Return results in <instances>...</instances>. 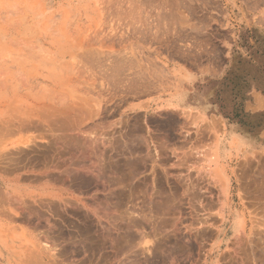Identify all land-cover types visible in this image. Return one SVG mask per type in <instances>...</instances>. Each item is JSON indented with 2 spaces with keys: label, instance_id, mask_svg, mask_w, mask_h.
Masks as SVG:
<instances>
[{
  "label": "bare ground",
  "instance_id": "6f19581e",
  "mask_svg": "<svg viewBox=\"0 0 264 264\" xmlns=\"http://www.w3.org/2000/svg\"><path fill=\"white\" fill-rule=\"evenodd\" d=\"M27 41H18V43L22 42L21 46H23V44H25L24 42L27 43ZM93 43L94 42H92V44ZM29 44L31 45L32 48V42ZM77 44H78L77 46H79V43ZM89 44H87V46ZM98 44L100 43L98 42ZM14 45L16 46L17 44L14 43ZM101 45L103 46V44ZM106 45L108 46V44ZM106 45H104V47ZM94 46L96 45L94 44L93 47ZM102 46L99 45V47L98 46L96 47H98L99 49L102 48ZM96 47L90 49H97ZM18 49L21 50L20 48ZM23 49L24 48H22V50ZM42 50L43 49H41V52ZM87 51L88 50H86V52ZM114 51H117V49ZM73 52L70 51L68 52V54L70 53L69 55L71 54L74 55ZM107 52L109 53V51ZM11 53H15V51ZM88 53L91 52L88 51ZM102 53L104 54L105 51ZM108 53H106V55ZM31 54L32 53L30 52V55ZM33 54H35L34 51ZM62 56H66V55H62ZM131 60H132V55H131ZM89 63L84 61L82 63V66L78 64L82 70L80 69L77 70L78 68H80L78 65H77L78 68L76 67V69H74V67L76 66V64H74L75 66H73V68L69 67L71 68L70 69L71 71L69 70L71 73L68 72L67 75L62 73L60 74V76H56L51 73H44V71H39V70L29 71V69L27 70L25 69V67L24 68L18 67L17 70H6L7 68L5 70H0V250L4 248H8L12 250L9 256L13 255L14 259L10 258V260H12L10 264H59L58 258L55 261L52 260V262H50L51 260H49L47 262L44 261L42 257L46 254L45 256L48 257L47 259H50L51 256L48 255V253L56 256L57 254L56 252L60 254L62 252L64 253L77 252L76 250H78V252L79 250L80 252L81 250H83L84 254L86 252L85 255L87 256V260L88 258H90L92 261L93 259L95 260V258L100 260L101 261V262L99 261L100 263L97 262L98 260L96 261L98 264H111L112 261L110 255L114 253L115 256L117 251H124V250L125 251L127 250L126 253H130V254L131 252H128V250L131 251L133 250L136 253L138 252L140 255H143L142 256L143 260L145 262L148 261L150 264L151 263L155 264V262L158 261L159 262L162 261V264H264V199H263L264 183L262 182L261 184H259L260 186L259 185L256 186L255 185L256 183L253 184L249 180L250 178L248 176L250 175V172H248V167L251 165V163L249 164L248 162L247 163L249 166L246 169L244 168L243 170H241V173L237 175L236 173L230 174L231 171L225 167L226 154H227L225 152V146L227 143H225L226 140L224 138H220V140H218V142L216 143L215 147L212 150V153L210 154V156L207 158L206 161L210 165V169L207 170H209V173L215 182V183L211 182V185L218 183L217 184L219 186L218 193L213 194L211 189L208 191L209 189L208 188L206 190L208 191L207 193L209 196L205 194L206 193L205 189H204L205 192L202 193L204 196L206 195L205 197H208L207 201H203L204 199L203 200L200 199L201 201L197 202L198 204H196L195 202L192 201L188 202V200L187 201L184 200L183 198L185 197L182 198L183 194H181L182 191H180V189L181 190L185 189V187H183L185 183L183 186L180 185V183H182V181L186 182L184 181V179L186 180V178L184 177L186 173L184 174L185 171L183 172V170L181 169L176 170V172H174V170L172 171L171 164L176 163V167L178 165L179 167L182 166L183 165L182 162L185 163L183 159L186 158L187 152L185 155H183L184 158L180 154L178 153L176 154L177 151L175 153L172 152L173 150L171 149V147L173 145L171 146V140L172 139L174 140V138L176 137L175 136L172 137V135L169 132L170 130L168 129L169 124H168L167 114L170 113V112L166 113L170 105V100L168 97L167 98L165 97L164 100L162 101L160 100L162 104L160 114L164 112L166 114L164 113L165 118L164 116H161L164 118V120L160 123L159 128L157 127V125H156L157 128H155L151 124L153 123V120L151 119L152 117L151 118L149 117L150 103L148 101L147 103L128 101L126 102V105L124 104L123 106H121L122 108L120 114L123 118L120 121H122L125 124L124 126H126V128L129 129L128 130L129 133H125V131L124 133L130 135L131 138L129 136L128 138L130 139V141L132 140V142L128 146V148H126L128 149L127 152L130 155L129 158H127L126 160L123 159L124 161H126V163L120 159L123 162L122 165L123 164L127 165V167L121 166L120 165L121 163L117 161L118 164L120 163L119 164L120 167H122L121 170L119 171L120 172L119 174H121L124 167L125 169L131 170L130 172H127L124 169L128 177L133 176L138 180V181L136 180V182L134 183L135 179L133 181L130 178L133 182H129V183L130 185H132L133 183V185L128 186L129 184L128 185L124 184V186L127 185V188L129 187L128 189H124L123 187H121L123 184L121 185L120 183L121 188L115 187L114 189H109L110 190L109 193L108 191L104 190V192L105 193L107 192V194L101 191L103 189L100 188V191L105 195L98 196L97 193L95 192L98 191L99 189H93L91 187V183L93 181L90 180L91 179L90 176L92 177V180L96 178L95 179L96 181L98 179L97 178L98 176L100 178L101 177L100 175H103L102 166L103 165L105 166V164L102 163L99 153H101L102 150L105 149L107 143L109 144L110 138L107 142L105 141L106 139L104 140L106 142V145L104 141L103 142L101 141L102 144L101 147L105 146L104 149L99 147V145H98L99 149L96 147L97 145L95 143L96 140L92 139V141L90 142L88 140L87 142L84 140L86 143L88 142L89 143L87 144L86 147H84V150L85 148L87 149L86 151L83 152V149L79 150L80 151L79 153H84L80 158L82 160L83 158L85 159L83 162L80 161V163H78L77 161L79 160L76 158L78 155L72 154L71 158H74L73 156L75 155L74 159L75 160L77 159L75 163L79 165L76 169V172L74 171V173H77V171H79V173H82L83 175L71 173L75 169L72 168L70 169V167L67 168V164L65 165L66 168L64 167V169L62 168L63 164L62 166H59V168L60 167L62 168V169L60 168L61 170L56 168V166L58 167L57 162L55 163L56 166H54L53 164L55 162L54 159L57 158L56 154L59 151L61 152V150L62 151L64 149L66 150V148L68 149V143L71 142L69 139L70 138L73 139L72 135H74V137L78 136L81 137L80 139H84L82 138L83 134L81 133L83 129L81 130L80 127H77V125L80 124L82 126L83 122L84 124H86L88 120L92 122V123L89 122V124H93V126H98L99 124L102 125L101 123L98 124V120L99 121L100 119L102 120L103 118L102 115H104L103 112L101 111L102 108L105 109V106H103V104L106 105V103L109 104L108 102L111 103V101H113V98L110 97L111 99H107V100L103 99L105 103L101 104V101L95 100L97 98L92 96L93 94L96 93H98V95L97 94L96 95L99 96V94L101 95L104 92L106 93V96H109L110 91L108 93L109 95H107L108 92L107 90L103 92V90L108 87L107 85L106 88L104 86L108 82L106 83L105 81H102L100 86L95 85V80L97 78L93 77L94 71L93 69L90 68L93 65L92 66L89 65ZM64 64H66V62ZM21 65L23 64H20V66ZM69 65H67V67ZM112 65L113 64H111V66ZM52 70L55 71L54 69ZM92 71L93 74L91 75ZM106 72L105 73L102 72V73H104L105 75ZM104 78L105 77L103 76V78L101 79L104 80ZM107 79L108 78L106 77V80ZM112 81L114 80L112 79ZM72 82L75 83L80 82L81 84H85L83 88H85L86 85H89V89L86 88L87 89L86 91L88 92L87 95L79 96L77 94L76 96L71 90H68V87H70L71 85H72L71 88L74 87L73 85L75 83L71 84ZM115 83H118V81H115ZM78 86L75 87H77L78 89ZM146 87H148V85ZM111 89H112L111 92L115 90V88L113 89V87ZM133 90L134 89H130L127 94L136 95L138 93H141V92H136V89L134 91ZM84 92L85 91L83 90V93ZM113 93H111V95ZM118 93L120 94L121 92ZM114 96H116V90L113 97ZM126 99L125 101H127ZM121 102L122 100L118 103L120 104ZM116 103L114 102V104ZM119 104H118V109L120 108ZM100 105H102L101 109H100ZM106 108H108L107 105ZM110 111H107V113L105 112L106 115ZM116 111L118 112L117 108ZM109 115L111 114H108V116ZM175 116L177 115H174V117ZM110 117L112 118V116ZM104 119H106V117L103 118V121ZM85 120H87V122ZM117 120L119 121V118H117ZM103 121L101 122L103 123ZM114 124L112 122V125ZM117 125L119 126V124ZM216 125L220 126L222 129L221 124H216ZM103 126L101 127L105 128V126L107 127V124ZM178 126L180 125L178 124ZM77 128H79L81 131L76 130ZM181 128L182 127L177 128L176 131L179 137L182 138L183 137L182 133L184 132L181 131ZM89 129H88L89 131L86 130V132H90L89 134L98 131L96 129L94 130L91 127ZM92 129L94 131H92ZM116 129L118 128L115 127L112 130H116ZM73 130L74 131L76 130L77 133L73 132L76 135L75 134L71 135L70 131ZM106 131L107 130H104V133ZM205 133L207 134V132ZM120 134L122 133L120 132ZM120 134L118 135L120 136ZM96 135L98 137L99 133L98 134L96 133L95 136ZM93 136H91V138ZM95 136L94 138H96ZM124 137L122 136V138ZM60 139L63 142H61ZM98 139L97 141H99ZM102 139L103 138H100V140ZM59 140L61 144L63 143L62 146H64L65 148L62 147V149L58 151V149H60V147L57 148L58 147L57 144L60 143L58 142ZM176 140H178V138H176L175 141ZM84 141L82 140V144ZM125 141L128 140L125 139ZM100 149L102 150L100 151ZM120 149H122V147ZM66 151L71 152L73 150L70 151L68 149ZM127 152H125V154H128ZM67 153L68 152H66V154ZM191 153H192V149H191ZM191 153L189 152L188 154ZM103 154H101V156ZM171 154L173 155L176 154L175 156L178 159L174 157L171 160ZM106 155L105 157L107 158ZM74 159L71 160L73 161ZM174 159L177 160L175 161ZM201 159L203 158L201 157ZM56 160L59 161L58 159ZM108 160L105 161L104 163L106 162L109 163V161L111 162L113 158H111V160L109 161ZM116 160L118 159L116 158ZM173 160L175 163H173ZM58 163H60V161ZM193 163L197 166L195 162ZM247 163L245 164V166H247ZM69 164L70 163L68 162V165ZM188 164L187 166H193L192 164L191 165ZM74 165L76 166V164ZM111 165L112 164L109 163V166ZM141 165L145 167L143 169H140L142 167ZM211 165L213 166L212 168ZM106 166H108V164ZM113 168L112 171H114ZM117 169L120 168L116 166V170ZM104 170L106 171V169ZM184 170L186 169L184 168ZM115 171L113 172V174L114 173L117 174V172ZM201 173L199 172V174ZM108 174L110 175V172ZM173 174H176L177 177L176 179H178L179 183L177 181L176 182L183 188H180V186L176 187V185L172 187L171 184L172 181H170V179L172 180L171 177L174 176ZM104 175L103 178L105 179L106 176ZM127 176L125 179H127ZM200 176L202 177L203 173ZM108 177L109 176H107L106 178L107 180L110 179V177L109 178ZM120 177L118 178L121 179ZM123 177L121 180H123ZM201 177L200 179H202ZM101 180L102 179H100L99 182ZM187 180L189 179L187 178ZM99 182L98 184H100ZM207 182L210 185L209 183L210 181ZM233 182H236V184L234 185ZM107 184L108 183H106V185ZM114 184L117 183L115 182ZM190 184H192V182ZM103 185L105 187V183ZM118 185L119 182L116 186ZM199 187L200 186L197 187L198 190ZM107 188L108 186H106V189ZM258 192H260V194L256 195V193ZM197 196L199 197V195ZM248 196L249 197L255 196L254 198H256L257 200L259 199L260 201H256L255 203L252 201L253 203H249V204L248 201L246 206L245 203L241 201V199L244 197H246L245 199H249V200L251 198L253 199V197L247 198ZM187 199L190 198L188 197ZM247 207L249 208V210ZM230 234H232L233 236L230 237L229 239ZM189 246L191 247L189 248V252H188L186 251L187 250L186 247L188 248ZM78 252L76 254H78ZM185 252H188L187 255L188 254L189 255L187 256ZM136 253L135 255L137 257L138 253L137 254ZM213 254H215V256ZM0 255H2V258L4 257V254L2 252H0ZM183 255L187 256L188 259L190 258L189 262L187 261L188 263L181 262L182 259L180 257L181 256L183 257ZM61 256L64 255L60 254L59 257ZM69 256L68 257L71 258L72 254ZM83 257L85 256L83 255ZM187 257L184 258L187 260ZM76 258H74V261H71L72 259L71 260L69 259V261L67 262L63 261V262H66L65 264H78L79 261L76 260ZM112 258H113V254H112ZM85 259L86 258L82 259V261ZM118 259L119 257L117 259H115V257L113 258L114 261ZM139 259L142 260L141 258ZM185 259H183V261H185ZM56 261L57 263H55ZM115 263H117V261ZM112 264H114V262Z\"/></svg>",
  "mask_w": 264,
  "mask_h": 264
},
{
  "label": "rangeland",
  "instance_id": "374dc122",
  "mask_svg": "<svg viewBox=\"0 0 264 264\" xmlns=\"http://www.w3.org/2000/svg\"><path fill=\"white\" fill-rule=\"evenodd\" d=\"M18 41H27V43L24 42L25 44L21 46L22 42H19V45ZM28 42H32V48ZM92 42L94 43L92 44ZM98 42L100 44H98ZM14 43L17 45L15 46ZM77 43H79V46H77ZM105 43L108 44V46ZM87 44H89L91 47L89 45L87 46ZM94 44L98 47L99 45L102 46L101 44H103V46L102 48L98 49V47L96 46L93 47ZM104 45L106 46L104 47ZM21 47L24 49L22 50ZM37 47L40 50H38ZM95 47L97 49H90ZM18 48H20L21 50H19ZM41 49H43L42 52ZM116 49L117 51H114ZM69 50L72 52L75 50L73 52L74 55H69ZM86 50H88L92 54L88 53V51L86 52ZM103 50L105 51L104 54L102 53L104 52ZM14 51L15 53H11ZM33 51L35 54H33ZM107 51H109L110 54ZM30 52L32 53L31 55ZM106 53L108 54L106 55ZM0 55V61L3 62H0V70H5L6 68V70H17L18 67H25V69H29V71L39 70L44 71V73L54 74L56 76H60V74L62 73L66 75L68 74V72L71 73V68L69 67L73 68V66H75L74 64H76V66L74 67V69H76V67L78 68L79 65L82 66V63L84 61L88 63L90 61L89 65H93V68H90L94 71V74L92 71L91 75L93 74V77L97 78L95 80V85L100 86L102 81H105L106 83L108 82L109 84L107 83L104 85L105 88L106 85L108 87L103 90V92L105 90L108 91H106L107 95H111V93L113 92L115 93L116 90V96H114L115 98L113 97L114 93L111 96H106L105 92L101 95L99 94L100 99L99 96H97L98 93H96L97 95H92L93 97L97 98L95 100L101 101V104L105 103L104 100L111 99L110 97L113 98V101H111V103L108 102L110 105L106 103L108 108H106L105 104H103V106H105V109H103L101 107L102 105H100V109L102 108L101 111L104 114L102 115V117H106V119H104L103 121L102 117V120L99 118L100 121L98 120V124L101 123L102 125L99 124L100 126H98L101 127L107 124L108 129L106 126V129L103 128L104 126L101 128H99L98 126H93V124H89V122L92 123L89 120L88 122L87 120H85L87 122H85L87 125L83 122V125L86 129L83 127V125L81 126L78 123L79 125H77V127H80L81 130L85 129L81 132L83 134L82 138L84 139H80L81 137H74V135H72L77 133L76 130L81 131L79 128H77L75 131H70L71 135L73 136V139H69L71 142L68 143V149L70 151H73H66L68 150L67 148L66 150L64 149L65 151H62V147H65L62 146L63 143L61 144V142L63 141L60 139L61 142L60 140L58 141L60 143H58L59 145L57 144V148L60 147L58 151L61 150V152L59 151L60 153L58 152L56 154V159H58L60 163H58L59 161H57L56 159H54L55 162L53 163L54 166H56L55 163L57 162L58 167L56 166V168H58L59 170H61L62 168L64 169L65 165L67 164V168L70 167V169H75L71 173L83 175L82 173H79V171H77V173H74V171L76 172V169L79 166L77 165V163H75L76 160H79L77 161L78 163H80V161L83 162L85 160L83 157V160L80 159L84 153H79V150L83 149V152L86 151L87 149L85 148L84 150V147H86L87 144L92 141V139L96 140V147L99 149V147H101L102 145L101 141L103 142L106 139L105 141L107 142L110 138L109 144L111 143L110 145L112 146L107 143L106 147H101L103 149L105 147L106 150L100 149V151L102 150V152L99 153L102 163L105 164V166L103 165L104 167L102 166L103 175L105 174V179L107 178V176H109L110 179H106L105 181L103 175H100V178L99 176L97 177L99 180L102 179V182H99L98 179L95 181L96 178H93L94 180H92L91 176V179L89 178L91 181H93L91 183V187L93 189H99L95 192L98 196H103L107 194V192L105 193L104 190L108 191L109 193V189H114L115 187H123L124 189H128V184V186L133 185V183L132 185H130L129 182H133L135 179V183L137 180L133 176L128 177L125 170L127 172H130L131 170L124 168L127 167V165H122L123 162L126 163V161H124L123 159L126 160L130 156L127 152L128 149L126 148H128V146L132 142V140L130 141V139L128 138V136L130 137V135L125 134L129 133V129L124 126L125 124L122 121H120L123 118L120 114L122 108L121 106H123L124 104L126 105V102L128 101L138 103H147L148 101L150 103L149 117H152L151 119L153 120V123L151 124L155 128H159L160 123L165 118V114L170 112L168 113L169 115L167 114L169 124L168 129L170 130L169 132L172 137L175 136L179 140L175 141L176 138H174V140L172 139L173 141L171 140V146H174L171 147V149L173 150L171 151L173 153L177 151L176 154H180L183 158V155H185L187 152V155L190 157L189 158L186 155V158L183 159L186 164L182 162L183 165L180 164L182 166L179 167L178 165L176 167V163L174 162V160L176 161L178 158L175 156L176 154H171V160L174 157L177 158L173 160V163L175 164H171L172 171L174 170V172H176V170L181 169L183 170V172L185 171L184 174L186 173V175H184V177L186 178V180L184 179V181L186 182L182 181V183H180V185L182 186L185 183V185L183 186L185 187V189L183 190L180 189L183 187L178 184L179 181L178 179H176V174H173L174 176L171 177L172 180L170 179V181H172V187H174L175 185L176 187L180 186L179 189L180 191H182V198L185 197L183 198L184 200H188V202L192 201L198 204L197 202H200L203 199V201L208 200V197L205 196H209L207 192L210 189L212 190L213 194L218 193V183L211 185V182H215L212 176L210 175L209 170H207L210 169V165L206 161L212 153V150L215 147L216 143L218 142V140H220V138H224L226 140L225 143H227L225 146V152L227 153L225 167L231 171H229L230 174L236 173L237 175L241 173V170H243L244 168L246 169L249 166L248 163H251V167H248V172H250V175L248 176L250 179H248L253 184L256 183V186H258L262 182L264 183V103L260 102L258 103V106L255 100L252 99L254 94L256 96H260L261 98L259 99H261V101L262 98L264 99V0H0ZM81 57L84 59V61ZM64 61L67 65H70L67 67V65L64 64ZM20 64L23 65L20 66ZM111 64H113L112 66L114 68L111 66ZM112 68L115 70H113ZM52 69H54L55 71H53ZM79 69L82 70L81 67L77 70ZM102 72H106V74L104 75V73ZM102 74L105 77L104 80L101 79L103 78ZM106 77L108 78L107 80ZM112 79L114 81H112ZM115 81H118V83H115ZM137 82H139L140 84ZM73 83L75 82H72L71 84ZM79 83L80 82H76L75 84L77 85L74 84L73 88H71L72 85H69L70 87H68V90H71L76 96L77 94L79 96L87 95L88 92L86 90L89 89V85H86L85 88H83L85 84ZM78 84L79 86H83L79 87ZM147 85L148 87H146ZM75 86H78V89ZM111 86L113 87V89L115 88L113 92H111ZM130 89H136V92L141 93L136 94L137 97L135 94H127ZM83 90L86 94L83 93ZM117 91L121 93L119 94ZM125 97L128 99H126ZM165 97L169 98L170 105L168 107V111L166 113L164 112L165 114H160L162 105L161 101L164 100ZM125 99L127 101H125ZM121 100L122 102L119 104L118 102H120ZM114 102L116 104H114ZM118 104L120 107L119 109ZM115 107L117 108L118 112L116 111ZM109 109L112 110L110 111ZM107 111H110L108 114L111 115H106ZM152 112L155 114H153ZM174 115L177 116L174 117ZM110 116H112V118ZM161 116H164V118ZM117 118H119V121L117 120ZM101 121H103V123ZM116 121H118L119 123ZM112 122L116 125H112ZM117 124H119V126ZM178 124L180 126H178ZM216 124H221L222 129ZM231 124H236L237 126H239V128L241 129L238 130L239 133L245 130L248 134H244L242 138H230V136L232 135L230 132H232V130H228V128ZM87 126L88 129L91 127L94 130H98L99 132L95 131V133L92 132V134H89L90 132H86V130H90L87 129ZM115 127L118 129L112 130ZM175 127L176 129L182 127L181 131L184 132L182 133V138L179 137V135L177 134ZM93 129L92 131H94ZM119 129L122 134H120ZM104 130L107 131L104 133ZM205 132H207V134ZM227 132H229V135L227 134ZM96 133H99L98 137L97 135L95 136ZM114 134L116 137L114 136ZM118 134H120L121 137ZM93 135L96 138H94ZM91 136L93 137L91 138ZM122 136L124 138H122ZM260 136H263V138H261ZM99 137L103 139L100 140ZM97 139L99 141H97ZM125 139L128 141H125ZM82 140H85L86 142L88 140L89 142L86 143L84 141L83 145ZM112 140L114 143L112 142ZM105 141L104 143L106 145ZM121 147L122 149H120ZM190 148L192 149V153ZM117 150H121L122 152H118ZM124 150L128 154H125ZM74 151L78 153H75ZM103 151L106 152L107 155ZM182 151L185 152L183 153ZM66 152L68 153L66 154ZM108 152L115 158L113 156H110ZM189 152L191 154H188ZM103 153L107 156V158ZM72 154L78 155L76 157V160L74 159L75 155L73 156L74 158H71ZM101 154L103 155L101 156ZM123 155H126L127 157ZM109 156L113 158L111 162L114 161V165L116 164L115 167L113 163L109 161L111 160ZM201 157L203 159H201ZM116 158L118 160H116ZM71 159L74 160L72 161ZM105 159H109L108 161L112 165L109 166V163H104L105 161H107ZM66 160L70 163V166L68 165V162ZM117 161L121 163H119L121 166H124L122 171L123 174L121 172L122 175L119 174V171L122 167H120ZM243 161L246 163L248 162L247 166H245L246 163H244ZM193 162H195L198 167ZM74 164H76V166ZM107 164L109 167L106 166ZM187 164H192L193 166H187ZM59 166H62V168L60 167V169ZM116 166L120 169L116 170ZM105 167H108L109 170ZM111 167H114L113 170H116L115 172H117V174H114L118 176H115L113 174L114 171H112ZM144 167L142 166L140 169H143ZM212 167L213 166L211 165V168ZM184 168L186 170H184ZM104 169H106V171ZM198 171L200 173H203L202 177L200 176L202 175V173L199 174ZM107 172H110V175ZM187 173L189 176L187 175ZM120 176H124L123 180H121L122 177ZM126 176L127 179H125ZM118 177H120L121 179H119ZM189 177H191L192 179ZM200 177L202 179H200ZM187 178L190 181L187 180ZM97 181L100 184H98ZM113 181H115L117 184L119 182V185L116 186L117 184H114L115 182ZM188 181L190 183L192 182V184H190ZM207 181H210V185ZM104 183L105 187L103 185ZM106 183L108 184L106 185ZM120 183L121 185H123L121 186ZM233 183L234 185L236 184V182ZM124 184H127L125 185L126 187L124 186ZM106 186H108V190L106 189ZM196 186H200L203 189L199 187L198 190ZM210 186L213 187L211 188ZM100 188L103 189L101 191H103L105 194L100 191ZM204 189L206 191L205 196L202 194L205 192ZM206 189H208V191ZM257 194H260V192L256 193V195ZM197 195H199V197ZM255 196L247 197H253V199L251 198L252 200L245 199L246 197H244L241 199V201L244 202L246 206L248 201V204L260 201L259 199L257 200L256 198H254ZM188 197L190 199H187ZM232 236L233 235L230 234L229 239ZM190 247L191 246H189L188 248L186 247V251L189 252ZM76 251L78 252V250ZM126 251H117L115 256L114 253H112L113 258L115 257V259H117L119 257V259L115 261L113 260L112 254L110 253L112 263H149L148 261L145 262L142 257L143 255H140L138 252L137 254L133 250H128V252H131L130 254L126 253ZM77 252H62L60 254L64 255L61 256L63 258L59 257L60 254H58V252H56V256L48 253V255L51 256L50 259H47L48 257L45 256L46 254L41 257L44 259V261L47 262L49 260H51L50 262H52V260L55 261L58 258L59 264H65L67 261H69V259H72L71 261H74V258H76L77 256L78 257L76 258V260L79 261L78 264H90L93 261L94 262L92 264H98L101 262L96 258L95 260L93 259V261L88 258V261L87 256L85 255L86 252L84 254L83 250H81V252L79 250L78 254H76ZM188 252H185L186 255ZM70 253L72 254L71 258H69V255H71ZM79 253H82L85 257H83V255ZM133 253L134 255L136 253L138 258L136 257V255L134 256ZM65 254L68 255L66 256ZM213 255L215 256V254ZM65 256L66 258L69 256L67 260ZM187 256L183 255V257H180L182 259V263H186L187 261L189 262L190 258L188 259ZM184 257H187V260ZM80 258L81 261L84 258H86L85 260L87 261L83 260L81 262ZM139 258H141L145 263ZM183 259H185V261H183ZM116 261L117 263H115ZM55 263H57V261ZM158 263L162 264V261L155 262V264Z\"/></svg>",
  "mask_w": 264,
  "mask_h": 264
},
{
  "label": "crops",
  "instance_id": "0c3cea01",
  "mask_svg": "<svg viewBox=\"0 0 264 264\" xmlns=\"http://www.w3.org/2000/svg\"><path fill=\"white\" fill-rule=\"evenodd\" d=\"M253 96V95H252ZM259 98H261L260 96H256L255 94H254V96L252 97V99H254L255 100V102L257 103V105H258V103H264V99L262 98V101H261V99H259ZM230 127V129L228 128V130H232V132H230L232 135L230 136V138H242L243 136H244V134H248L245 130L244 131H241L240 133H239V126H237L236 124H231V125H229ZM241 130V129H240ZM227 134L229 135V132H227ZM234 135H236V136H234ZM261 138H263V136H260ZM21 250V249H20ZM18 251H19V249H18ZM22 251V250H21ZM0 252H2L3 254H4V257L2 258V255H0V263L1 264H10L11 262H12V260H10V258H12V259H14V256L12 255V256H9V254L11 253V251H10V249H8V248H4V249H2V250H0ZM17 252V251H16Z\"/></svg>",
  "mask_w": 264,
  "mask_h": 264
}]
</instances>
